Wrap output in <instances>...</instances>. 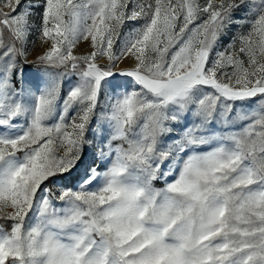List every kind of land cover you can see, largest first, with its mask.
<instances>
[{
  "label": "snow or ice",
  "instance_id": "obj_1",
  "mask_svg": "<svg viewBox=\"0 0 264 264\" xmlns=\"http://www.w3.org/2000/svg\"><path fill=\"white\" fill-rule=\"evenodd\" d=\"M0 264H264V0H0Z\"/></svg>",
  "mask_w": 264,
  "mask_h": 264
},
{
  "label": "rangeland",
  "instance_id": "obj_2",
  "mask_svg": "<svg viewBox=\"0 0 264 264\" xmlns=\"http://www.w3.org/2000/svg\"><path fill=\"white\" fill-rule=\"evenodd\" d=\"M236 31H238V29H236V28H233V29H232V32H236ZM37 50H39V49L37 48L36 50H34V52L37 51ZM34 52H33V54H34ZM31 58H32V57L30 56L29 59H31Z\"/></svg>",
  "mask_w": 264,
  "mask_h": 264
}]
</instances>
